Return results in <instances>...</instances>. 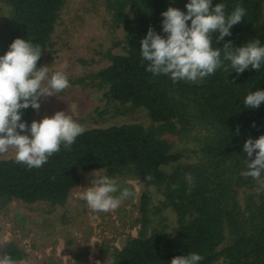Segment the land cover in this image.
Wrapping results in <instances>:
<instances>
[{
    "label": "trees",
    "instance_id": "1",
    "mask_svg": "<svg viewBox=\"0 0 264 264\" xmlns=\"http://www.w3.org/2000/svg\"><path fill=\"white\" fill-rule=\"evenodd\" d=\"M186 12L190 0H175ZM13 13L8 29L0 39V56L16 38L40 45L42 55L49 46L51 35L63 0H8ZM113 23L124 33V53L108 54V65L95 78L106 87L105 98L121 105L146 111L156 127L136 124L90 128L66 150L49 157L40 168L29 169L16 160H0V201L16 199L26 204L46 202L63 205L70 191L80 181V174L107 168L131 169L147 186L163 187L166 205L177 217L173 237L157 234L128 240L115 253L110 264H170L175 256L197 253L203 257L199 264H264V191L248 208L244 222L246 230L238 229L230 245L220 248L224 241V223L233 215L238 204L235 189L258 187L251 177H244L249 158L243 151L244 142L264 135V103L256 109L244 106L245 97L264 90V63L259 71L249 67L243 73L232 70L230 62L215 74L196 82H173L168 75H153L142 62L140 41L149 27L162 31V12L171 7L169 0H104ZM223 3L226 15L236 6L246 14L234 25L231 35L213 47H223L231 41L232 48L259 39L264 46V0H212ZM190 24V21L188 22ZM192 105L207 124L209 137L202 153L205 162L195 168H174L166 173L163 167L173 164L178 155L159 138L161 133H174L186 121V105ZM22 121L30 125L35 110H22ZM255 125V126H253ZM152 179H146L147 176ZM188 177H191V182ZM173 185L177 187L173 189ZM189 188L191 190L189 191ZM148 198L140 199V222L147 223ZM1 254V251H0ZM6 254L15 261L21 253L10 247Z\"/></svg>",
    "mask_w": 264,
    "mask_h": 264
},
{
    "label": "rangeland",
    "instance_id": "2",
    "mask_svg": "<svg viewBox=\"0 0 264 264\" xmlns=\"http://www.w3.org/2000/svg\"><path fill=\"white\" fill-rule=\"evenodd\" d=\"M169 1L171 7L178 8L175 0ZM12 13L8 0H0V39L8 29ZM124 46V33L111 20L104 0H63L40 67H49V77L56 71L64 72L70 87L57 96L41 98L40 109L35 110L31 122L64 111L85 129L125 124L157 128L144 109L108 101L106 87L95 78L108 65L106 56L123 54ZM186 106V122L178 125L174 133L159 134L170 145L171 153L179 157L163 167L166 173L177 167L195 168L205 162L202 148L210 135L208 126L192 105ZM9 159L15 160L13 149L0 154V160ZM93 172L80 174L79 184L63 205L1 200V254L14 247L21 253L20 261L26 264H110L128 240L152 234L169 238L175 235L177 217L166 205L164 188L143 184L128 168H107L100 172L113 177L121 190L129 188L135 195L123 200L115 211L91 210L77 194L92 186ZM143 195L148 198L144 227L139 213ZM257 195L255 189H235L238 207L224 223L220 248L232 243L238 229L246 230L248 208L255 204Z\"/></svg>",
    "mask_w": 264,
    "mask_h": 264
},
{
    "label": "clouds",
    "instance_id": "3",
    "mask_svg": "<svg viewBox=\"0 0 264 264\" xmlns=\"http://www.w3.org/2000/svg\"><path fill=\"white\" fill-rule=\"evenodd\" d=\"M187 11L169 7L162 12V31L158 34L149 27L146 36L140 41L142 62L146 61V70L155 75H168L173 82L187 80L196 82L215 72L229 61L237 74L246 69L259 71L264 63V46L259 39L232 48L228 41L223 47H213V33L218 32L217 43L231 35L230 29L240 23L246 14L242 6H236L230 15H226V6L212 0H190L185 5ZM190 21V24L188 23ZM40 45H33L26 39L16 38L4 55L0 56V154L13 149L15 160L27 165L29 169L40 168L49 157L60 152L61 146L71 150L76 139L85 132V128L71 115L57 111L40 121L33 120L29 126L22 121V110L40 109L41 98L57 96L70 87L67 75L56 71L49 77V67H38L42 55ZM264 103V90H256L244 99V106L258 108ZM255 126V125H253ZM243 151L249 158L247 171L241 173L256 181L258 193L264 191V135L253 140L248 138ZM91 187L77 195L86 201L94 212L115 211L123 200L135 193L129 188H119L117 181L95 170L91 174ZM146 179L151 180L149 175ZM191 182V177H188ZM177 186L173 185V189ZM191 188H189V191ZM117 192L120 194L115 195ZM203 257L197 253L175 256L170 264H199ZM0 264H17L10 255L0 254ZM19 264H26L19 261Z\"/></svg>",
    "mask_w": 264,
    "mask_h": 264
}]
</instances>
